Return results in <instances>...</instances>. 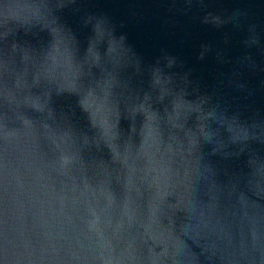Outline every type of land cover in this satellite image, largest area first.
<instances>
[{
  "label": "water",
  "instance_id": "obj_1",
  "mask_svg": "<svg viewBox=\"0 0 264 264\" xmlns=\"http://www.w3.org/2000/svg\"><path fill=\"white\" fill-rule=\"evenodd\" d=\"M0 264H264V0H0Z\"/></svg>",
  "mask_w": 264,
  "mask_h": 264
}]
</instances>
